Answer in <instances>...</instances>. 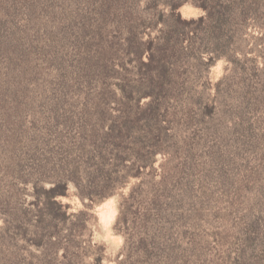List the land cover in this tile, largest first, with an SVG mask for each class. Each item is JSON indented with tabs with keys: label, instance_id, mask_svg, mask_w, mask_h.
I'll use <instances>...</instances> for the list:
<instances>
[{
	"label": "rangeland",
	"instance_id": "obj_1",
	"mask_svg": "<svg viewBox=\"0 0 264 264\" xmlns=\"http://www.w3.org/2000/svg\"><path fill=\"white\" fill-rule=\"evenodd\" d=\"M192 1L0 0V264H264V0L164 77Z\"/></svg>",
	"mask_w": 264,
	"mask_h": 264
},
{
	"label": "trees",
	"instance_id": "obj_2",
	"mask_svg": "<svg viewBox=\"0 0 264 264\" xmlns=\"http://www.w3.org/2000/svg\"><path fill=\"white\" fill-rule=\"evenodd\" d=\"M194 5H197L201 7L204 11V14L196 17V18H181V15L177 10L179 3H173L170 6V13L175 14L176 20L175 25L173 29H169L167 31H163L165 29H161L160 33L165 34L164 36L160 35V38L162 37L161 43H155L154 39H148L147 43L145 45V50L148 52V62L156 61L154 57V52L157 49V51L162 52L163 56L160 58L159 61H163L165 65L163 69L164 77L167 75L175 74V70L172 71V68H169L168 60H166V57L168 55H165L167 52L175 53L178 50H181V42L183 37H187L188 39H191L192 37L188 34V31H191L192 34L197 33L198 31H205V33L215 35L216 37H222V36H228L229 38L233 36L234 32L236 31L235 26L240 19V9L239 0H201L200 2L192 1ZM210 22H214V25L212 27L209 26ZM181 27H185L187 31H185L184 34H181L180 29ZM175 35V42L173 44H170L171 38ZM184 35V36H182ZM156 37V39H158ZM177 47V48H176ZM209 48H202V51L204 54L208 53ZM225 56V52H222V50H213L212 54H208V60L214 61L217 58ZM150 82L152 85L154 84V79L151 78ZM152 87V86H151ZM151 93V92H150ZM123 133L119 132L118 136L123 137ZM156 151L153 150V154ZM138 170V169H137ZM128 173V172H127ZM136 174V173H135ZM67 180L64 181H58L55 182L53 185H51L48 188H44L43 191L46 196L47 203L50 206V210L48 211V214L51 217V220L54 219H60L61 221H66V219L69 218L71 215L67 213V208L69 207L67 203H62L60 200H57L56 198L58 196H64L66 195L67 190ZM131 194V193H130ZM106 195H100V196H92L91 194H82L80 195V198L83 200L84 197H87L89 200H102ZM42 232H39L36 230L35 235L36 241H41V235ZM50 235V233L48 234Z\"/></svg>",
	"mask_w": 264,
	"mask_h": 264
},
{
	"label": "clouds",
	"instance_id": "obj_3",
	"mask_svg": "<svg viewBox=\"0 0 264 264\" xmlns=\"http://www.w3.org/2000/svg\"><path fill=\"white\" fill-rule=\"evenodd\" d=\"M105 239H108V237H105Z\"/></svg>",
	"mask_w": 264,
	"mask_h": 264
},
{
	"label": "bare ground",
	"instance_id": "obj_4",
	"mask_svg": "<svg viewBox=\"0 0 264 264\" xmlns=\"http://www.w3.org/2000/svg\"><path fill=\"white\" fill-rule=\"evenodd\" d=\"M103 216V215H102Z\"/></svg>",
	"mask_w": 264,
	"mask_h": 264
}]
</instances>
